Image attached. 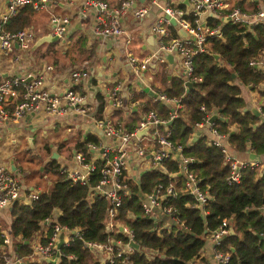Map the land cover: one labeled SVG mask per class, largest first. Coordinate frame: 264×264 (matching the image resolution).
I'll return each mask as SVG.
<instances>
[{
	"label": "trees",
	"instance_id": "16d2710c",
	"mask_svg": "<svg viewBox=\"0 0 264 264\" xmlns=\"http://www.w3.org/2000/svg\"><path fill=\"white\" fill-rule=\"evenodd\" d=\"M179 7L184 8L182 5ZM34 13L32 5H24L7 20L5 26L11 30L28 26L33 22ZM206 20L217 25L220 33L208 37L207 50L193 56L192 75L200 79L190 80L191 86H186L183 76L170 75L166 70L160 73V69L157 74H161L164 87L157 91L177 97L183 105L169 120L170 139L181 146L182 153L193 157L188 168L199 178V185L208 192L210 199L204 208L193 206V195L184 188L185 173L178 171L172 177L176 194L167 199V203L175 207L173 216L178 221L172 220L162 226L161 215L154 214L156 218L144 213L141 200L157 183L166 184L171 177L160 169L144 170L138 183L131 184L130 193L123 196L116 215V221L127 224L139 243L131 253L132 264H188L203 251L207 236L219 227L224 218L234 233L222 236L214 249L228 251L226 264H264V166L241 167L240 181L229 182L230 166L224 160L223 152L210 142L211 134L197 133L201 127L196 125L208 112H215L217 117L212 125L227 135L231 153L239 156L249 148L255 154L264 152V117L246 107L242 93L244 87L250 86L257 88L259 96L264 99V69L250 64L251 59L264 51V23L247 26L212 16ZM76 42L83 44L80 36ZM165 64L161 65L164 67ZM134 95L144 97L146 92ZM97 100L99 106L95 115L100 117L105 102L103 94H97ZM170 107L161 100L150 98L142 102V108H153L163 118H168L172 111ZM261 110L264 111V104ZM122 112L115 109V114L121 119ZM137 112L136 109L131 111L130 119L124 122L126 129L136 125ZM85 140L78 148L87 153L85 144L97 140L89 135ZM164 166L177 170L175 163L164 161ZM44 171L55 174L51 187L39 189L35 199L20 198L7 207H1L8 218L0 220V229L7 228L14 236H19L16 252L19 256H27L32 250L30 241L41 228L42 219L50 215L70 228L78 226L82 229L80 238L61 245V255L56 264H102V254L85 245L84 241L103 242L120 238L125 242L127 239L118 227H107L108 200L90 196L89 186L65 179L58 172L54 158L48 161ZM95 178L96 175L93 176ZM45 240L42 238L43 242ZM120 263V257L112 263L103 261V264ZM26 264L52 263L28 259Z\"/></svg>",
	"mask_w": 264,
	"mask_h": 264
},
{
	"label": "built area",
	"instance_id": "2783aa9c",
	"mask_svg": "<svg viewBox=\"0 0 264 264\" xmlns=\"http://www.w3.org/2000/svg\"><path fill=\"white\" fill-rule=\"evenodd\" d=\"M61 1L64 0H5L4 6L0 9V53L10 52L15 44L22 50H28L35 40L34 28L31 25L15 30L5 26L7 20L21 7L30 4L37 10L57 5ZM187 2L190 4L189 9L172 6L169 1L165 0H120L117 4H110L106 0H86L85 4L96 9L91 27L93 32L100 37L127 34L122 17L129 10L134 17L142 18L151 7L158 6L161 12L150 26V33L154 35L155 43L152 51L142 57L137 56L130 49L126 51L131 72L140 79L144 75L143 70L147 67L149 69L148 65L152 60L157 59L159 64L166 63L167 54H172L184 69L181 76L184 77L187 86V81L200 79L192 75L194 54L205 52L208 47V37L218 36L220 33L219 27L208 23L206 17L212 16L227 21L225 17L228 16L229 20L242 22L247 26L264 23V9L247 12L239 5H230L224 0H187ZM172 18L175 19L176 24H172ZM49 22L52 28L51 33L58 36L57 40L68 43L70 41L69 15L52 12ZM178 28L184 29L185 35H181ZM250 64L264 68V58L254 57L250 60ZM51 69L52 65L48 64L30 79L24 75L11 74L0 80V122L16 121L26 115L36 113H66L68 111L87 114L95 119L110 142H87L85 144L87 153L78 148L69 154L70 157L57 162L58 172L73 183L93 187L90 191H94L95 194H89L90 196L105 197L109 202L106 211L107 227L110 229L118 227L127 235L125 242L118 238L103 242L84 241V244L98 250L104 262L112 263L115 258L120 257V264H132L131 253L135 247L130 243L138 242L127 224L116 221V215L123 196L131 191V184L138 183L134 176L136 168L140 167L142 172L146 169H160L171 177L166 184L157 183L152 191L141 200L144 213L148 215L157 218L154 214L163 213L170 218V221H178L175 219L176 216H173L175 207L167 203V199L176 194V184L172 177L178 171L185 173L184 188L193 195V206L204 208L210 199L208 192L199 185V178L188 168L193 157L182 153L181 146L176 145L170 139L169 120L177 115L178 108L183 105L177 97H169L163 91H157L154 99L171 104V113L168 118H163L153 108L139 107L140 102L133 97L129 85L120 79L110 90L112 105L115 109L123 111L131 112L134 109L138 111L136 125L132 129H126L121 118L97 117L93 113L92 105L88 102L87 94L76 85L68 87L62 94L54 92L46 82V74ZM70 74L76 84L86 75V71L83 68H76ZM200 108L204 109V106ZM259 110L264 117V111ZM214 113L208 112L205 118L196 125H208L211 134L210 142L221 149L224 160L229 163L228 181L239 182L241 167L264 166V158H240L231 153L227 145V135L213 126L212 121H209ZM142 128H146V132L138 137L137 132ZM164 161L175 163L177 170H169L164 166ZM95 175L96 178L93 179ZM38 194L37 187L24 185L7 164L0 163V207H7L20 198L35 199ZM168 224L169 222L167 224L163 222L162 226ZM228 231V220L224 218L219 227L210 233L213 244L219 243ZM35 235L39 238L34 243L31 252L27 256L14 255L15 264H26L28 259L52 258L57 250L60 256V248L57 247L60 235L63 236L62 244H68L70 240L82 236V229L78 226L70 228L49 215L42 219V226ZM14 237L19 236H14L7 229L0 230V259L5 257V247L12 243ZM42 238L46 239L45 242ZM228 261V251L214 249L211 260L197 256L188 264H226Z\"/></svg>",
	"mask_w": 264,
	"mask_h": 264
},
{
	"label": "crops",
	"instance_id": "0c3cea01",
	"mask_svg": "<svg viewBox=\"0 0 264 264\" xmlns=\"http://www.w3.org/2000/svg\"><path fill=\"white\" fill-rule=\"evenodd\" d=\"M85 1L64 0L57 5L35 9L33 22L30 25L34 30L38 31H41L42 28L40 16L45 17V12L48 14L54 12L69 15L70 41L68 43H64L61 40V43H56L57 40L43 41L37 45H34L33 42L28 50H22L15 45L10 52L0 53V80L11 74L24 75L27 79H30L32 75H36L38 70L51 64L52 69L46 74V82L54 92L62 94L68 87L76 85L77 88L84 90L87 94L88 102L92 105L94 114H97V107L99 106L97 94L101 93L105 102L99 115L113 118L118 116L115 114V108L111 103L110 90L116 81L120 79L129 85L133 97L140 102L138 104L139 107H142V102L149 98L156 100L153 95L144 91L143 87L148 86L155 92L163 89L164 84L161 81L159 72L166 70L170 75H181L184 69L179 60L172 56V59H167L168 63L166 62L164 67L156 61L157 59L152 60L148 65L149 69L147 67L143 70L144 75L139 79L131 72L126 51L130 49L139 57L152 51L155 43L154 35L150 33V26L157 15L160 14V8L158 6L151 7L149 12L142 18L134 17L129 10L122 17L127 34L100 37L93 32L91 27L96 9L93 6L86 5ZM119 1L108 0L110 4H117ZM165 1H169L172 6L179 7L182 5L186 9L190 8L187 0ZM224 1L230 5H240L247 12L264 9V0ZM4 4L5 0H0V9ZM45 33L48 32L42 30L36 35L35 39ZM150 35H153V43L147 40ZM79 36L83 40V44L76 42ZM257 57L264 58V51ZM76 68L85 69L86 75L75 84L70 73ZM160 69L161 71L157 74V70ZM169 74L168 77L170 76ZM141 91L146 92L144 97H136L134 95ZM242 93L246 107L250 110L252 107L256 108L258 110L257 115H260L259 109L262 108L264 99L259 96L257 88L252 89L247 86L243 88ZM167 104L171 105L170 103ZM122 114L124 122H127L131 117V112H128V110L123 111ZM118 118H121V116ZM198 126L201 128H199L200 130L197 133H208L210 136L208 125ZM197 133L195 132V134ZM86 135L92 136L102 143L110 142V139L105 136L102 127L95 119L87 116V114L84 115L72 111L66 113H36L26 115L16 121L0 122V163L7 164L12 173L19 177L24 185L42 189L41 185L35 180L34 175L30 176L34 160L40 161L38 163L39 169L44 171L50 159L54 158L57 163L70 157L71 155L69 154H72L81 143L86 141ZM54 151L56 154H53ZM251 151L252 149L249 148L247 152L240 153L237 156L249 158L248 155ZM255 155L256 158H264V152ZM44 172H47L45 173L47 177L44 179L49 183L48 173L52 174V176H55V174L50 171ZM141 173L140 167L134 171V176L138 181ZM157 213L159 214L158 211ZM160 215L162 222H165V224L170 222V218L167 215L163 213H160ZM2 218L8 217L3 208L0 207V220ZM0 224H2L1 221ZM2 229L7 228H1L0 230ZM19 238L14 237L12 243L5 247L6 255L0 259V264H15L13 258L14 255H18L15 244L20 240ZM38 238V235L33 236L29 244L31 249ZM206 240V246L199 254V257L211 260L214 244L210 233Z\"/></svg>",
	"mask_w": 264,
	"mask_h": 264
},
{
	"label": "water",
	"instance_id": "95a60500",
	"mask_svg": "<svg viewBox=\"0 0 264 264\" xmlns=\"http://www.w3.org/2000/svg\"><path fill=\"white\" fill-rule=\"evenodd\" d=\"M225 20H229V17H225ZM171 22L172 24H176L175 22V19H171ZM178 32L181 34V35H185V30L182 29V28H178ZM58 39V36L55 34H52L51 32H48V33H45L44 35H41L40 37H38L37 39H35L34 41V45H37L43 41H53V40H57ZM148 41L152 42L153 43V35H150L148 38H147ZM17 45V44H15ZM218 56V55H216ZM167 57L168 59H172V54H167ZM187 86H191V81H187L186 82ZM143 90L144 91H147L149 94L155 96L156 95V92L153 91L152 89H150L148 86H144L143 87ZM251 110L254 111V113L258 114V110L254 107L251 108ZM217 117V114L214 113L211 115L209 121H213L215 118ZM146 132V128H142L140 129L138 132H137V136H141L142 134H144ZM53 154H56V152L54 151ZM249 159H255L256 158V155L253 151L249 152V155H248ZM12 167H14V165H12ZM89 190H93V187H89ZM229 234H233L234 233V230H233V227H229ZM261 238H262V235H259ZM63 243V236L60 235V238H59V241L57 243V247L60 248L61 245ZM131 245H133L135 248H138L139 247V244L132 241V243H130ZM58 257H59V250H57L56 254L54 257H46L45 258V261L49 262V263H52V264H56L57 260H58ZM102 264H103V261H102Z\"/></svg>",
	"mask_w": 264,
	"mask_h": 264
},
{
	"label": "rangeland",
	"instance_id": "374dc122",
	"mask_svg": "<svg viewBox=\"0 0 264 264\" xmlns=\"http://www.w3.org/2000/svg\"><path fill=\"white\" fill-rule=\"evenodd\" d=\"M106 1L108 2V0H106ZM233 5H237V4H233ZM41 14H42V12H41ZM49 17H50V14H48L47 12H45V17L40 16V18H41L40 21L42 23V28H41V31H38V30L35 29L34 30V36H36L39 32H42V30L44 32H51L52 28H51V25H50V22H49ZM56 43H61V41L60 40H57ZM261 68L264 69L263 67H261ZM142 144H144V143H142ZM38 163H40V161L35 159L34 160V165L31 167V174H30V176L31 175H34L35 180L41 185V187L48 189L52 185L51 181L53 182L55 180V176H52V174L48 173V178L50 179V182L47 183V181L45 180L46 177H47V175L45 173H47V172L41 171L39 169ZM44 175H46V176H44ZM41 178H43V179H41ZM38 179H39V181H38ZM90 194L91 195L92 194H95V192L94 191H90Z\"/></svg>",
	"mask_w": 264,
	"mask_h": 264
}]
</instances>
